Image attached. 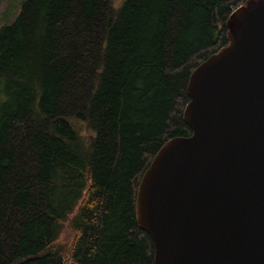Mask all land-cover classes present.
Returning a JSON list of instances; mask_svg holds the SVG:
<instances>
[{"label": "trees", "instance_id": "obj_1", "mask_svg": "<svg viewBox=\"0 0 264 264\" xmlns=\"http://www.w3.org/2000/svg\"><path fill=\"white\" fill-rule=\"evenodd\" d=\"M245 1H24L0 31V264H68L67 220L70 264H156L141 178L191 135L190 74Z\"/></svg>", "mask_w": 264, "mask_h": 264}, {"label": "water", "instance_id": "obj_2", "mask_svg": "<svg viewBox=\"0 0 264 264\" xmlns=\"http://www.w3.org/2000/svg\"><path fill=\"white\" fill-rule=\"evenodd\" d=\"M227 29L190 74L191 135L167 140L139 184L156 264H264V0L235 8Z\"/></svg>", "mask_w": 264, "mask_h": 264}, {"label": "rangeland", "instance_id": "obj_3", "mask_svg": "<svg viewBox=\"0 0 264 264\" xmlns=\"http://www.w3.org/2000/svg\"><path fill=\"white\" fill-rule=\"evenodd\" d=\"M24 1L26 0H0V31L3 26L11 25L15 22L22 10ZM77 124L80 126L83 132H86L88 130L84 122L79 121L77 122ZM73 237L74 233L71 229L70 221L67 220L60 235V242L65 246V253L68 264H70L69 245Z\"/></svg>", "mask_w": 264, "mask_h": 264}]
</instances>
